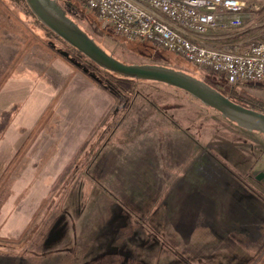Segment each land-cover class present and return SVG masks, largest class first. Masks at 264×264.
Wrapping results in <instances>:
<instances>
[{"label":"rangeland","instance_id":"374dc122","mask_svg":"<svg viewBox=\"0 0 264 264\" xmlns=\"http://www.w3.org/2000/svg\"><path fill=\"white\" fill-rule=\"evenodd\" d=\"M71 3L118 59L229 86L178 53L90 24L82 11H93ZM214 35L221 49L264 39V7ZM60 50L22 7L0 0V235L30 240L25 264H186L147 225L193 264H264V135L163 83L128 82L131 103L116 111L119 99ZM238 86L264 99V82ZM99 148L88 167L87 150Z\"/></svg>","mask_w":264,"mask_h":264},{"label":"built area","instance_id":"2783aa9c","mask_svg":"<svg viewBox=\"0 0 264 264\" xmlns=\"http://www.w3.org/2000/svg\"><path fill=\"white\" fill-rule=\"evenodd\" d=\"M78 1L118 35L178 53L227 85L264 82V39L242 50L217 48L207 40L243 28L245 18L264 7L262 0Z\"/></svg>","mask_w":264,"mask_h":264},{"label":"water","instance_id":"95a60500","mask_svg":"<svg viewBox=\"0 0 264 264\" xmlns=\"http://www.w3.org/2000/svg\"><path fill=\"white\" fill-rule=\"evenodd\" d=\"M31 12L47 28L75 47L98 66L123 76L156 81L189 93L204 105L218 111L240 128L264 134V112L233 101L207 81L186 71L155 63H126L104 49L74 19L68 16L57 0H25ZM60 52L69 56L66 51ZM81 65L80 63H77ZM264 176L263 173L259 178Z\"/></svg>","mask_w":264,"mask_h":264},{"label":"trees","instance_id":"16d2710c","mask_svg":"<svg viewBox=\"0 0 264 264\" xmlns=\"http://www.w3.org/2000/svg\"><path fill=\"white\" fill-rule=\"evenodd\" d=\"M14 4H18V6L22 7L23 10H25V12L30 15L35 23L37 25H39L41 28H43L46 33L53 39H55L56 42L63 44L66 48H67V53L69 54L68 57L72 58L74 62L76 63H80L78 62V60H81L83 63V67H85L86 72L91 76V78L97 82L101 89H103L105 92L109 93L112 95V97L119 99L120 103L122 104H118V108H116L115 110L118 111L119 107L121 106L123 108L122 111L125 112V110L128 108V105L131 103V98H129L128 96H126V88H125V84H127L128 82H132V83H140V82H149L151 84H162L160 82H156V81H144V80H137V79H132V78H124L121 75H118L116 73L110 72L100 66H98L96 63H94L93 61H91L89 58H87L84 54H82L80 51H78L75 47L69 45L67 42H65L61 37H59L58 35H56L53 31H51L49 28H47L40 20H38V18L31 12L29 6L27 5L25 0H11ZM59 4V3H58ZM61 6V8L65 11V13L70 16L72 19H74L84 30H86L91 37L94 38V34L89 31L84 25L83 23H81L79 20L76 19V14L74 12H78L76 9H74L71 0H65V6L63 7L61 4H59ZM66 7V8H65ZM71 7L73 9H71ZM74 10V12H73ZM76 10V11H75ZM81 12V11H80ZM73 13V14H72ZM85 14L86 18L88 19V22L92 25H100L101 23L100 21L95 17V13L93 12V14H89L86 13L84 11H82V14ZM75 14V15H74ZM106 32V33H105ZM104 34L102 36V38H105V40H113V37H115L113 34L108 33L105 30ZM104 49H106L109 53V49L106 47V44L103 43L102 41H99L98 39L94 38ZM154 51V50H153ZM112 54V53H111ZM158 55V54H157ZM115 56V55H114ZM78 59V60H77ZM81 66V65H80ZM203 79V78H201ZM207 79H203L205 81H207L210 85H212L213 87L217 88L218 90H220L222 93H224L226 96H228L229 98H231L233 101L242 104L246 107L264 112V99H260L256 96H254L250 91H247L243 88H241L240 86H238L239 84H235V85H229L226 90H222L220 88H218L215 85V81L208 78ZM177 90H180L177 88ZM182 90H180L181 92ZM184 92V91H183ZM187 95L191 96L189 93L184 92ZM198 100V99H197ZM199 101V100H198ZM208 109H212L210 107H208ZM119 126V123L115 124L113 127V131L117 130V127ZM116 132H114L115 134ZM264 135V134H262ZM106 137V135H105ZM102 136V138L100 139L102 142L103 139L105 138ZM102 149V146H101ZM101 149L99 148V151L96 154H92L90 155L91 151L87 150V155L86 153L84 155H86L85 158V164H88V167L91 166L93 164V162L95 161L97 155H99L98 153L101 151ZM78 154V152H77ZM77 154L75 153V157L77 156ZM74 157V158H75ZM72 160L73 158L69 161V163L66 164V168L70 167V165L72 164ZM84 165V164H83ZM70 171V169H69ZM84 173L87 176H90L89 172H86V170H82L80 169L79 171L76 170V174L78 173ZM91 180H93L96 184H99V181L96 180L95 178L92 177V175L89 177ZM112 196V198H114V200L116 202H120L122 203L121 199L118 198L117 196L110 194ZM131 212V210H129ZM40 222L35 223V225L32 227L31 232L32 233H39L40 229H42L40 227ZM149 232L152 234V236L159 241L164 247L168 248L169 250H171L175 255H177L183 262H185L186 264H193V262L189 259V257L186 256L185 252L179 250L178 248H176V246L171 243L170 241H168L166 238H164L163 236H161L159 234V232L152 226V225H147ZM40 228V229H39ZM32 236V234H30ZM34 236V235H33ZM0 237L4 240L7 238V242H1L0 241V250L4 251L6 256H3L4 258H0L1 261H6L8 260L10 262V264H25L26 263V258L27 255L30 251H28V249L26 248L28 242L30 240H24L23 242L20 241L18 243L15 242H10L9 240H11V238L6 237V236H2L0 235ZM33 238V237H31ZM30 238V239H31Z\"/></svg>","mask_w":264,"mask_h":264},{"label":"crops","instance_id":"0c3cea01","mask_svg":"<svg viewBox=\"0 0 264 264\" xmlns=\"http://www.w3.org/2000/svg\"><path fill=\"white\" fill-rule=\"evenodd\" d=\"M257 14H258V12H257V13H254L253 15L255 16V15H257ZM253 15H252V16H253ZM247 18H248V17H246L245 20H246Z\"/></svg>","mask_w":264,"mask_h":264}]
</instances>
